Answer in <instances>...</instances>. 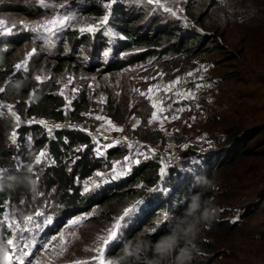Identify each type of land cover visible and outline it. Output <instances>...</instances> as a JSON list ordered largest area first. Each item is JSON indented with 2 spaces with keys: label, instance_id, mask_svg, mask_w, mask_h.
Listing matches in <instances>:
<instances>
[{
  "label": "rangeland",
  "instance_id": "obj_1",
  "mask_svg": "<svg viewBox=\"0 0 264 264\" xmlns=\"http://www.w3.org/2000/svg\"><path fill=\"white\" fill-rule=\"evenodd\" d=\"M68 1L23 0L24 6L38 5L49 9L38 16L7 9L0 11V37L39 33L31 41L8 46L7 51L11 54L7 62L0 61L1 69L6 72L0 87L3 89L0 91V105L7 106L0 109V149L20 146L17 137L13 139L11 128L36 125L46 135L61 128H71L88 135L99 155L107 148L105 145L124 146L126 152L111 161L105 176L126 173L131 166L152 156H157L161 174L165 176L167 168L186 169L197 162L200 155L222 149L233 131L255 128L259 132L252 139L258 155L244 157L231 166L216 170L210 187L200 193L190 198V189L184 193L180 203L188 199L190 206L201 212L197 216L187 215L188 226L182 238L184 242L191 239L209 244L212 252L194 247L192 252H197L196 259L213 257L212 264H264V0H215L216 4H213L214 0H127L134 9L146 10L148 14L153 11L151 14L172 21L179 19L182 26L186 22L194 32L203 31L220 38V53H168L106 74L96 67L93 70L80 69L79 62L87 66L97 62L95 59L90 61L84 50L75 55L67 48L66 55L70 54L68 56L74 59L70 57L64 65L55 58L59 53L56 40L64 32L58 23L61 19L64 20L62 26L79 33L87 32L89 27L93 29L92 33L97 29L96 20L79 16L80 9L88 2H80L78 9L66 10ZM19 4L21 2L17 0H0V9L6 5L21 8ZM186 9L191 15H187ZM207 9L204 27H201L196 19ZM54 20L56 24L49 23ZM45 27L50 31H45ZM82 28L85 29L83 32L80 31ZM108 31L112 34L110 29ZM39 47L51 58L44 56ZM2 49L4 47H0ZM33 50L35 53L29 56ZM110 54L109 49L99 53L103 66L111 61ZM17 64L21 65L20 70L15 69ZM18 72L28 73L29 98L35 91L44 90L61 99L66 114L62 123L36 116L25 117L29 98L6 93L3 87ZM174 81L179 83L174 84ZM170 84L172 87L168 90ZM149 88L153 91L149 92ZM186 93H191V97L185 96ZM83 96L86 104L80 108L79 118L69 119L73 102ZM181 108L184 110L179 111ZM153 112L157 114L155 120L152 119ZM96 116L103 119L96 120ZM26 140L21 142L23 148L27 146ZM218 153L214 162L219 157L229 158L228 153ZM19 155L23 157L24 153ZM211 156L209 153V158ZM102 171L95 172L84 182L85 192L96 189L103 179ZM33 194L32 199L25 197L19 203H11L5 214L0 215V223L6 224L11 234L8 239L14 241L12 245L0 241L5 264H18L10 249L17 257L23 258V264H28L29 260L31 264H96L99 259L97 250L101 248L104 249L105 264H121L123 257L106 255L112 242L105 246L103 240L129 206L121 208V204H114L108 211L120 208V212L112 223L101 218L106 211L104 208L103 211L96 208L91 213H80L68 219L64 227L47 235L43 227L48 217H41L44 203L34 209L32 204L40 194ZM244 209L248 210L247 215ZM33 211L41 217L40 220L29 215ZM172 213L162 211L145 232L158 231L162 220L170 221L172 234L161 244L168 252L164 264H190L189 255L192 258L194 254L177 250L170 242L181 234V226L176 224V215ZM216 222L221 225L215 227ZM143 237L137 238L136 248L151 246Z\"/></svg>",
  "mask_w": 264,
  "mask_h": 264
},
{
  "label": "trees",
  "instance_id": "obj_2",
  "mask_svg": "<svg viewBox=\"0 0 264 264\" xmlns=\"http://www.w3.org/2000/svg\"><path fill=\"white\" fill-rule=\"evenodd\" d=\"M17 1L21 2L19 4L21 8L6 5L0 11L7 9L29 16H38L49 10L46 6L29 7L22 4L23 0ZM84 1L88 4L80 9L79 16L91 17L96 20L94 25L97 29L93 33L91 31L79 33L67 26H61L60 30L64 32H61L62 34L60 33L56 40L59 53L56 52V54L58 53L57 57H55L56 54L53 55L61 65L69 62L71 57L68 56L70 54L66 55L65 53L67 48L75 55L84 50L90 61L95 59L99 62V64L96 62L89 66L81 65L79 62L80 69L93 70L96 67L103 74L141 63L152 56L160 57L168 53H189L191 55L220 53V38L212 34H205L203 31L194 32V28L186 25V22L182 26V21L179 19L172 21L165 16L151 14L153 11H150V15L146 10L134 9V6L127 0H69L66 10L78 9V4ZM216 3L214 0L213 4ZM185 12L187 15H191L189 9H186ZM206 13H208V9L196 19L197 24L201 27H204ZM105 17H107L106 21ZM98 19L100 20L98 21ZM109 29L112 34L109 33ZM35 35L38 36L39 33L1 36L0 47H4V49L0 50V61L7 62L11 54L10 51H7L8 46H18L21 41H31ZM39 49L41 50L40 47ZM105 49L110 50L111 54L108 58L111 61L103 66L101 62L103 58L99 53ZM41 53L46 57L49 56L42 50ZM5 75V70L0 67V87L5 81ZM11 77L8 84L3 86L6 93L10 92L20 98H29L28 83L30 78L28 73L18 72ZM85 104L84 96L74 101L71 112H68V118H79L80 108ZM33 116L56 123H62L66 119L61 99L52 92L44 90L35 91L33 96H30L26 101L25 117ZM7 124L9 129L10 122ZM11 130L15 133L16 142L20 146L11 145L7 149H0V173L2 174L0 215L5 214L6 208L11 203L15 201L19 203L25 197L32 199L33 193L40 194L32 205L36 209L41 205L40 203H44L46 208L41 209V217L46 215L48 218L44 221L43 228H45L44 233L50 235L54 230L57 231L64 227L68 219L80 213H91L96 208H101L103 211L104 208L106 211L101 214V218L106 223H112L120 212V208L117 211H108L114 204H121V208L129 206L127 209L135 206V211L125 217L126 223L122 222L119 238L111 241L112 248L106 252V255L107 253L111 256L118 255L120 259L123 257L121 264L165 263L168 252L161 247V244L172 234L171 224H168L170 221L162 220L158 231L145 232V229L151 227L154 220L159 218L162 211L169 213L173 211L172 214L176 215L174 218L176 224L181 226V234L174 236L170 241L173 242V247L177 250H186V254L192 252L194 247L203 252L206 250L212 252L208 243L186 239L187 244L182 238V233L188 226L187 215L191 213L197 216L201 212L193 209L188 199L184 203H180L183 202L184 193L190 189L192 194L189 198L191 195L200 193L210 187L216 170L224 166H231L244 157L258 155L255 151L256 144L252 138L256 137L259 131L255 128L246 131L237 129L227 137L222 149L200 155L197 162L190 164L186 169L167 168V173L164 176L160 171V161L157 156H152L148 160L131 166L126 173L105 176L111 166V161L126 152L124 146H109L99 155L91 138L77 129L61 128L55 130L52 135H46L45 131L38 126L25 124L14 130L11 128ZM249 135L251 137L246 138ZM25 139H27L25 141L27 146L23 148L21 142ZM244 139L245 142H242ZM21 152L24 153L23 157L19 155ZM217 152L220 153H218L219 155L228 153L229 158L219 157L214 162ZM41 153L44 155L40 158V162L36 163V158ZM209 153L212 154L211 158H209ZM104 166L107 168L102 169ZM97 171L103 172V179L98 182L96 189L85 192L83 190L84 182ZM183 180L185 181L180 183ZM27 206L30 207V204ZM244 211L247 215L248 210L244 209ZM29 215L35 217L36 220L41 219L36 211L30 212ZM220 225L221 223L216 222L214 226ZM140 235L144 236V241L150 243L151 246L143 249L136 248L134 245ZM180 239L182 240L179 241ZM192 253L194 257L192 259L189 255L190 264H212L214 260L213 257H198L196 259L197 252L193 251Z\"/></svg>",
  "mask_w": 264,
  "mask_h": 264
},
{
  "label": "snow or ice",
  "instance_id": "obj_3",
  "mask_svg": "<svg viewBox=\"0 0 264 264\" xmlns=\"http://www.w3.org/2000/svg\"><path fill=\"white\" fill-rule=\"evenodd\" d=\"M149 2H151V0H149ZM221 2H223V0H221ZM107 20V17H105V21ZM50 24H56L57 21H50L49 22ZM61 26L64 24V20L61 19L59 22H58ZM85 29H80V31H84ZM88 31H92L93 29L91 27H89L87 29ZM45 31H50L49 28L45 27ZM35 53V50H33L32 53H29L28 55L31 56ZM15 69L16 70H20L21 69V65L20 64H17L15 65ZM189 75H192V73H189ZM40 77H37V80H39ZM174 84L175 83H179V81H174L173 82ZM172 87V85L170 84L169 85V88L168 90H170ZM197 87H199V85H197ZM0 91H3V89H0ZM149 92H152L153 89L152 88H149L148 89ZM143 95V93H141ZM185 96L187 97H191V93H186L184 94ZM155 106V105H153ZM7 106L6 105H0V109H6ZM184 109H179V111H183ZM2 114V113H0ZM157 118V114L155 112L152 113V119L155 120ZM96 120H101L103 119V117L101 116H96L95 117ZM151 122V121H149ZM40 123H44L43 121H41ZM109 125H111V121H108ZM12 137L13 139L15 138V133L12 134ZM109 145H105L104 147H108ZM44 154L41 153L37 158H36V163H39L40 162V158L43 156ZM115 171V169H114ZM163 172V170H162ZM98 176L102 175L101 173H97ZM115 178V177H113ZM135 211V206H133L132 208H129V209H125L124 211V215L120 218V220H118L116 223H114L111 227V229L109 230V234L106 238H104L103 240V243L105 246H107L111 241H113L114 239H118L119 238V230L122 228L123 223H126V220H125V217L129 216L132 212ZM235 222V220L233 221ZM74 224L76 223H79V221H73ZM0 229H3L2 232H0V241H2L3 243L7 244V245H12L14 244V241L12 239H8V236L11 235L9 232H8V228H7V225L4 224V223H0ZM11 255H12V258L14 261H17L18 264H23V258L22 257H17L16 256V253L15 251H12L11 249L9 250ZM23 251V250H22ZM98 254H99V259L96 261V264H105V261H104V249L101 248V249H98L97 250ZM25 255H28V253L25 251ZM28 264H31V260L28 261Z\"/></svg>",
  "mask_w": 264,
  "mask_h": 264
},
{
  "label": "clouds",
  "instance_id": "obj_4",
  "mask_svg": "<svg viewBox=\"0 0 264 264\" xmlns=\"http://www.w3.org/2000/svg\"><path fill=\"white\" fill-rule=\"evenodd\" d=\"M0 264H5V258L2 249H0Z\"/></svg>",
  "mask_w": 264,
  "mask_h": 264
}]
</instances>
